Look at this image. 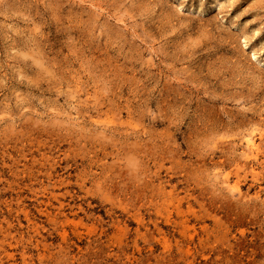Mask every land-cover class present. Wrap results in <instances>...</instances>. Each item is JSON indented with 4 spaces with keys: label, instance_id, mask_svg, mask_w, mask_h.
I'll list each match as a JSON object with an SVG mask.
<instances>
[{
    "label": "rangeland",
    "instance_id": "rangeland-1",
    "mask_svg": "<svg viewBox=\"0 0 264 264\" xmlns=\"http://www.w3.org/2000/svg\"><path fill=\"white\" fill-rule=\"evenodd\" d=\"M0 264H264V0H0Z\"/></svg>",
    "mask_w": 264,
    "mask_h": 264
}]
</instances>
